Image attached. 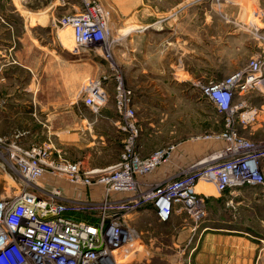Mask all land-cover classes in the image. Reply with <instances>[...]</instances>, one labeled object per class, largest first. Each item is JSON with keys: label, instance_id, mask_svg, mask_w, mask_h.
<instances>
[{"label": "rangeland", "instance_id": "374dc122", "mask_svg": "<svg viewBox=\"0 0 264 264\" xmlns=\"http://www.w3.org/2000/svg\"><path fill=\"white\" fill-rule=\"evenodd\" d=\"M87 4L106 13V30L102 44L80 48L71 29L59 22ZM255 59L264 60V0H0V67L5 74L15 72L21 86H28L30 67L42 68L48 61L54 72L67 70L63 80L42 79L57 82L47 90L53 98L70 93L67 102L54 100V106L77 107L93 121L99 117L82 103L81 86L119 72L124 86L134 92V109L149 149L179 145L191 153L192 161L181 165L182 170L221 165L235 144L243 150L264 149L263 89L249 88L235 96V105L244 102L259 113L255 125L242 129L235 117L216 111L198 87L223 83ZM113 105L114 90L103 113L118 119ZM158 127L163 134L156 137ZM103 129L110 140L124 138L110 127ZM226 132L240 141H228ZM121 149L117 145L112 151ZM198 186L214 195L210 201H222L205 206L202 220L195 222L181 211L168 227L156 224L151 208L141 216L139 230L150 224L152 233H162L156 239L140 235L154 241L149 264H264V191L248 188L236 196H218L213 185L201 181ZM173 243H179L177 254ZM128 260L144 264L141 257L130 255Z\"/></svg>", "mask_w": 264, "mask_h": 264}, {"label": "built area", "instance_id": "2783aa9c", "mask_svg": "<svg viewBox=\"0 0 264 264\" xmlns=\"http://www.w3.org/2000/svg\"><path fill=\"white\" fill-rule=\"evenodd\" d=\"M106 21L99 5L87 4L83 11L64 17L59 26L71 29L75 46L87 48L104 42ZM257 62L248 65L249 74L242 70L223 83L198 85L215 110L235 117L242 129L255 125L259 113L244 102L235 105L234 98L249 88L264 90V77H253L264 72V60ZM109 82L120 120L117 127L124 134L114 165L86 168L81 161L65 159L50 145L23 148L0 139V163L9 183L0 194V264H131L130 255L134 257L142 245L132 221L147 209H152L160 224L181 211L197 222L206 215L207 196L195 191L201 181L213 185L218 193L243 187L264 191V149L243 150L237 144L224 154L230 159L221 165L197 171V165L183 170L176 167L163 179L150 180L159 169L174 165L179 145L140 156L136 143L142 130L133 93L117 71L81 86L79 97L92 113L98 115L105 105ZM225 127L230 130L229 118ZM223 137L240 141L227 132ZM59 183L87 196L69 195ZM93 190L99 191L97 198L89 196Z\"/></svg>", "mask_w": 264, "mask_h": 264}, {"label": "crops", "instance_id": "0c3cea01", "mask_svg": "<svg viewBox=\"0 0 264 264\" xmlns=\"http://www.w3.org/2000/svg\"><path fill=\"white\" fill-rule=\"evenodd\" d=\"M52 70V66L49 65L48 61L45 62L42 68L37 69L30 67L28 69L30 82L28 86H21L20 78L15 75V72L5 74L0 67V139H3L6 142L18 143L23 148H28L32 145H50L56 151H60L65 159L73 162L81 161L86 168L101 169L114 165L118 161L121 151L115 152L112 151V149L117 145L122 146L123 138L120 142L114 139L110 140V134L104 133L105 130L103 129L104 126L107 128L110 127L111 131H115L124 137V134L117 127V122L120 120L116 110L114 109L118 119H112L103 113V111L107 108L106 105L108 104L110 95L113 94V83L109 82L106 86L107 101L102 107L100 113L98 115L95 114V116L99 118L93 121H88L80 114L77 107H73L70 110L68 104L54 106V100L59 103L67 102L70 98V93L67 90L64 93H61L60 97L53 98L52 94L47 92V90L51 89L52 85H56L57 82L52 83L51 81H42V79L59 77L63 80L62 76L64 73H67V70L63 69L59 71L56 70L57 72ZM62 84L63 82L61 85ZM42 94H44V97H42ZM134 102L135 95L133 92V108H135ZM113 108H115L114 105ZM136 120L142 130L140 137L137 140L136 148L140 156L145 157L155 148H158V145L154 149H149L146 142V135L144 132L145 127L142 123L143 121L138 120L137 116ZM156 132V137H159V135L162 136L163 134V131H161L159 127L156 129ZM86 137L90 139V142H86ZM84 150L85 152H83ZM73 152L80 154H78L77 157L70 158V154ZM103 159H106V161L102 162ZM191 161V153L186 149L179 148L174 157V165L165 166L159 169L156 173L151 175L149 179L153 181L161 180L165 176L174 173L176 167L180 168L184 163ZM4 172L5 168L0 163V194L3 193V189L9 184L7 177L3 175ZM59 184L62 186L65 193H68L69 195H73L75 197L87 196L86 192L74 191L72 187L65 183ZM248 188L254 189L258 187H243L228 190L224 193H218L216 191V193L219 196L221 194L225 195L233 192L230 195L236 196L237 193L239 194V192L243 191V189ZM98 195V190H93L89 193V196L92 198H97ZM206 196V207L211 202H222L210 201L212 196H214L213 194L207 193ZM239 202L245 203V201ZM143 213H140L133 218L132 223L135 229L139 231L142 238L144 235L154 236V239L161 238L162 233H152L153 230L150 224H148V230H145L146 232L138 229L136 225H138ZM152 215L155 218L154 213ZM174 216L175 215H173L171 220L165 224L158 223L156 218L155 222L159 226L169 227ZM141 242V248L134 257H141V261L144 264H149L155 255V251H153L150 244V242L154 241L149 240L148 243L144 241V239H141ZM171 245L175 248L174 253L177 254L176 249L179 247V243H173Z\"/></svg>", "mask_w": 264, "mask_h": 264}, {"label": "bare ground", "instance_id": "6f19581e", "mask_svg": "<svg viewBox=\"0 0 264 264\" xmlns=\"http://www.w3.org/2000/svg\"><path fill=\"white\" fill-rule=\"evenodd\" d=\"M243 72L244 73H247V74H249V73H251V69H249V68H245L244 70H243ZM253 77L255 78V79H259V78H261V77H264V72H261V75H253ZM253 78V79H254ZM221 156V155H220ZM223 158H225V157H223ZM217 160V159H216ZM199 186H197L196 187V189H195V191H196V193H204L205 195L207 194L205 191H203V189H200V187L198 188Z\"/></svg>", "mask_w": 264, "mask_h": 264}]
</instances>
